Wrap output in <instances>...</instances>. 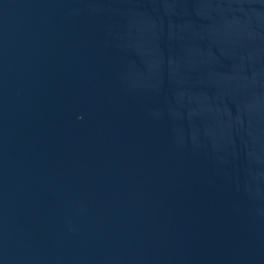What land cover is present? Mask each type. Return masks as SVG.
<instances>
[{"label":"water","instance_id":"95a60500","mask_svg":"<svg viewBox=\"0 0 264 264\" xmlns=\"http://www.w3.org/2000/svg\"><path fill=\"white\" fill-rule=\"evenodd\" d=\"M0 264H264V0H0Z\"/></svg>","mask_w":264,"mask_h":264}]
</instances>
